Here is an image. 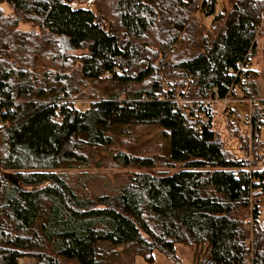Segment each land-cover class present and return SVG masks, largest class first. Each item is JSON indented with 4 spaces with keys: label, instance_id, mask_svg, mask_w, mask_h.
Segmentation results:
<instances>
[{
    "label": "trees",
    "instance_id": "trees-1",
    "mask_svg": "<svg viewBox=\"0 0 264 264\" xmlns=\"http://www.w3.org/2000/svg\"><path fill=\"white\" fill-rule=\"evenodd\" d=\"M216 3L0 0V264H102L118 246L183 264L176 244L264 264V0ZM237 90L248 129L218 120ZM176 166L100 175L102 194L59 172Z\"/></svg>",
    "mask_w": 264,
    "mask_h": 264
},
{
    "label": "rangeland",
    "instance_id": "rangeland-1",
    "mask_svg": "<svg viewBox=\"0 0 264 264\" xmlns=\"http://www.w3.org/2000/svg\"><path fill=\"white\" fill-rule=\"evenodd\" d=\"M233 0H217L216 3V11L218 13L225 14L226 11L230 8V5ZM3 9L8 14L9 9L7 8V5L3 6ZM198 21L202 24L205 28H210L211 26V17L212 16H204L201 12L197 13L196 15ZM23 29L29 30L30 26L26 25L22 27ZM205 31H209L205 30ZM62 46L66 49L68 48V43L66 39H61ZM257 55L252 61V68L258 70L261 73H264V43L259 42L257 45ZM39 70L36 68V71ZM259 84V92L261 95V99L264 100V76L260 79H258ZM237 97L235 99L230 100L228 105H216L217 113H218V120L222 121V117H226L230 113H240L241 115H245L249 112V106L248 102L244 101L240 97V93L238 90L236 91ZM85 109V107H84ZM229 109V110H228ZM241 121V126L243 129L250 128L249 124H245L244 120ZM159 130L156 129L155 131H152L148 133L147 135L143 136L142 139L137 141V146L142 147L144 145H153V143L159 138ZM117 138V137H116ZM261 139L264 142V129H262L261 133ZM163 151L160 152H154L153 154H159L163 155ZM104 153H98V156H103ZM177 170H180V166H176L173 169H162V168H154L149 170H113V169H106L102 167H92L89 169H63L59 172L61 173H67L73 176L74 180L77 181L80 179L81 174H84L86 176H94V178L90 181V188L94 191L95 188H97L99 185H101V182H98V178H100V175H107L110 178H112L116 173H121L125 176H131L132 173L136 172H148L151 174H156L160 172H167V173H173ZM104 186H101L100 188H97L95 193L102 194L104 192H107L106 189H104ZM106 246H103L105 248ZM175 253L176 256L182 261L183 264H202L203 261L207 258L206 252L199 248L194 247H188L181 244L175 245ZM133 262V264H170L168 260L165 258L163 254H161L158 251H153L152 253H145L142 252L137 246H130V247H111L109 250V253L107 255H104L102 258V264H130ZM20 264H34L32 260L29 259H23L19 262Z\"/></svg>",
    "mask_w": 264,
    "mask_h": 264
},
{
    "label": "built area",
    "instance_id": "built-area-1",
    "mask_svg": "<svg viewBox=\"0 0 264 264\" xmlns=\"http://www.w3.org/2000/svg\"><path fill=\"white\" fill-rule=\"evenodd\" d=\"M204 2L207 3L208 0H204ZM234 118L239 121L242 120V117L239 113H235ZM257 206L261 212H264V203L258 204Z\"/></svg>",
    "mask_w": 264,
    "mask_h": 264
},
{
    "label": "crops",
    "instance_id": "crops-1",
    "mask_svg": "<svg viewBox=\"0 0 264 264\" xmlns=\"http://www.w3.org/2000/svg\"><path fill=\"white\" fill-rule=\"evenodd\" d=\"M216 14H217V11H216ZM211 19H213V17H211ZM211 24H212V21H211ZM207 29V28H206ZM209 29V28H208Z\"/></svg>",
    "mask_w": 264,
    "mask_h": 264
}]
</instances>
